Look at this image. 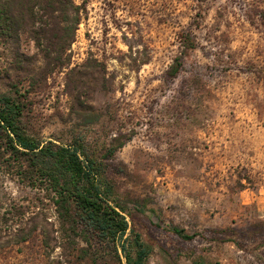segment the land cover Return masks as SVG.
<instances>
[{
	"label": "rangeland",
	"instance_id": "374dc122",
	"mask_svg": "<svg viewBox=\"0 0 264 264\" xmlns=\"http://www.w3.org/2000/svg\"><path fill=\"white\" fill-rule=\"evenodd\" d=\"M72 1L70 42L0 39L26 133L96 161L145 264H264V0ZM18 173L0 136V264H117Z\"/></svg>",
	"mask_w": 264,
	"mask_h": 264
},
{
	"label": "trees",
	"instance_id": "16d2710c",
	"mask_svg": "<svg viewBox=\"0 0 264 264\" xmlns=\"http://www.w3.org/2000/svg\"><path fill=\"white\" fill-rule=\"evenodd\" d=\"M79 21L80 8L72 0H0L2 40L19 42L25 36L41 46L50 42L47 31H69L70 42ZM61 39L55 38L56 43L62 45ZM60 57L55 58L57 65L63 63ZM23 109L19 100L0 93V136L9 156L18 162L22 182L43 186L51 194L58 219L84 243L104 245L114 253L117 264H145L148 249L134 231L123 239L129 229L127 210L96 161L80 145L43 144L28 135L21 124ZM170 230L184 240L194 237L175 227ZM119 244L124 263L118 255Z\"/></svg>",
	"mask_w": 264,
	"mask_h": 264
}]
</instances>
